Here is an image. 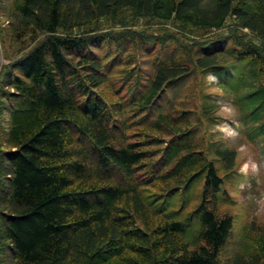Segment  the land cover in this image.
Wrapping results in <instances>:
<instances>
[{
  "label": "trees",
  "instance_id": "16d2710c",
  "mask_svg": "<svg viewBox=\"0 0 264 264\" xmlns=\"http://www.w3.org/2000/svg\"><path fill=\"white\" fill-rule=\"evenodd\" d=\"M13 9L18 39L46 36L13 63L9 149L0 148V243L9 264H264L255 230L219 259L233 226L218 211L223 180L196 138L192 110L173 106L192 62L217 72L248 138L264 137V0H14ZM126 13L213 35L189 64L159 47L147 84L126 77V98L109 101L103 86L113 89L111 74L126 65L116 56L134 40L101 26ZM218 109L210 101L203 115L216 120ZM209 143V155L232 170L235 150ZM200 180L199 202L183 214Z\"/></svg>",
  "mask_w": 264,
  "mask_h": 264
},
{
  "label": "rangeland",
  "instance_id": "374dc122",
  "mask_svg": "<svg viewBox=\"0 0 264 264\" xmlns=\"http://www.w3.org/2000/svg\"><path fill=\"white\" fill-rule=\"evenodd\" d=\"M13 7L14 0H0V148L2 149H9L4 142L5 137H8L7 133L10 132L15 103L11 79L18 73V70L14 68L13 63L36 47L40 40L46 36L45 34H39L35 41H31L29 37L18 39L15 34L14 17L16 16L12 14L15 11ZM109 21L111 20L104 23L103 27L101 26V30H108L114 35L127 34L134 40L129 43L127 49H124L126 53L119 54L117 52L116 57H120L126 62V65L115 67L114 72L111 74L114 83L113 89L118 93L116 94L110 86H103L104 91L108 94L107 99L109 101L117 100L121 95V101L126 98L128 92L124 91V83H122L126 77L131 80V83L147 84V79L154 74L156 64L159 62L157 57L161 52L159 47L164 46L162 50L164 55L165 52L175 53L176 62L189 64V59L193 60L197 57L196 50L201 46L203 40L206 41L213 35V32L206 34V32L172 22H161L151 18L137 19L129 13L121 18V23ZM222 31H225V28L220 30L218 34H221ZM240 33L246 34V37L254 41V44H260L259 39L246 30L242 29ZM60 34L65 35L63 32H60ZM155 41L157 45L152 44ZM103 49L104 46L100 45L95 49V52L101 53ZM190 64L193 70L192 76H189L183 82L182 87L177 92L178 97H176L173 106L192 110L190 122L197 123L199 129L196 138L199 142H202L207 156L214 159L218 174L223 180L218 211L221 216L230 215L233 221L228 242L219 255V259L225 261L227 257L239 251V242L245 243L249 239L246 234L251 235L252 230H255L253 238L256 236L264 237L263 232H257L256 230L260 228L264 231V137L249 139L237 119L236 109L232 115L221 112V108L224 106H234L224 90L217 88L215 85L219 78L216 71L203 73L195 68L194 63L191 62ZM122 70H125V72H122ZM124 73L125 75H123ZM210 77H215V79ZM97 90L101 94L103 93L104 97L106 96L105 92L99 90V88ZM210 101L218 103L219 109L216 112L218 119L208 121L203 115V107ZM171 108L167 107L166 110H171ZM139 128L142 130L144 127ZM159 134H162L163 139L168 140V136L163 135V133ZM211 139L235 150L236 164L232 170L225 171L220 161L215 159L212 154L209 155L211 151H208V148ZM158 148L154 150H158ZM201 186L202 181L200 180L191 189L188 195L190 200L183 214L192 210L199 202ZM183 196L184 194L179 192L173 197V201L176 203L172 207L173 209H176ZM194 222L196 223L195 219ZM195 227L194 224V229ZM4 245V242L0 243V260L3 264H9V253Z\"/></svg>",
  "mask_w": 264,
  "mask_h": 264
},
{
  "label": "clouds",
  "instance_id": "9594fccd",
  "mask_svg": "<svg viewBox=\"0 0 264 264\" xmlns=\"http://www.w3.org/2000/svg\"><path fill=\"white\" fill-rule=\"evenodd\" d=\"M211 79H215V77H210ZM221 112L226 115H232L235 113V108L232 106H224L221 108Z\"/></svg>",
  "mask_w": 264,
  "mask_h": 264
}]
</instances>
